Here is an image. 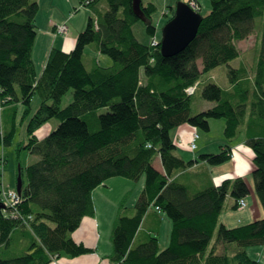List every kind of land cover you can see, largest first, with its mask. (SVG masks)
Returning a JSON list of instances; mask_svg holds the SVG:
<instances>
[{
  "label": "trees",
  "instance_id": "obj_1",
  "mask_svg": "<svg viewBox=\"0 0 264 264\" xmlns=\"http://www.w3.org/2000/svg\"><path fill=\"white\" fill-rule=\"evenodd\" d=\"M87 1L81 4L93 16L78 42L108 55L113 65L96 62L89 68L78 51L54 49L39 78L33 59L39 3L0 0V144L11 146L16 132L14 120L13 129L4 130L3 112L21 103L24 119L30 120L28 143L19 149L39 157L26 167L20 164L22 202L0 209V264H52L63 256L94 253L72 239L83 220L96 214L93 192L113 178L139 182L143 177L136 206H126L127 195L119 206L112 263L258 264L246 249L264 246V218L235 228L221 222L228 198L238 204L251 194L246 179H226L217 186L207 170H192L229 161L232 144L243 136L254 153L252 176L264 208V0H210L211 11L196 39L170 58L153 45L158 40L155 4H142L151 37L145 44L134 32L142 19L134 14L132 0ZM256 33L260 53L249 75L244 66L230 63L241 55L238 43ZM223 65L229 67L230 86L209 82L203 97L214 106L192 114L203 77ZM192 86L197 90L190 95ZM70 91L73 101L62 108ZM36 96L41 103L33 114ZM221 119L227 144L219 153L196 160L178 153L174 130L189 125L209 132L211 120ZM55 120L58 127L40 140L37 132ZM159 158L163 172L155 167ZM3 185L1 173L0 200ZM151 208L172 223L165 249L156 230H142ZM231 244L237 245L234 253Z\"/></svg>",
  "mask_w": 264,
  "mask_h": 264
},
{
  "label": "crops",
  "instance_id": "obj_2",
  "mask_svg": "<svg viewBox=\"0 0 264 264\" xmlns=\"http://www.w3.org/2000/svg\"><path fill=\"white\" fill-rule=\"evenodd\" d=\"M39 3V13L36 20L37 25V39L33 48V59L36 65L37 75L39 78L42 77L46 69L49 56L54 49H59L64 52H76L78 51L80 56H83L89 68H93L95 63L101 65L102 59H100V52L96 51L94 46L80 45L78 42V36L83 32L88 24L89 18L88 15H73V10L77 9L79 3H82V0H37ZM191 0H143L145 5L153 3L157 7V13L159 17H154L153 22L157 27L155 37L160 41L162 36V30L165 25L174 17L177 11V7L181 3L190 4ZM199 5V13L205 17L211 11V6L208 7L207 13L204 11V4H208L210 0H196ZM155 20L157 22H155ZM67 24L68 33L66 35L56 34L54 31L57 25ZM151 41V39H150ZM145 43V42H143ZM149 42L145 43L148 44ZM91 50V51H90ZM107 63V62H106ZM111 67L112 65L108 64ZM106 67V66H105ZM212 106V104L208 105ZM57 121H51L43 128L37 132V137L40 140L46 138L52 131L58 127ZM211 125V123H210ZM182 126L173 132H177L179 135L173 140L178 146V142L181 139V136H184L191 139L192 135L196 133L194 130L190 129L191 127ZM172 132V134H173ZM224 146L222 144L220 148ZM245 142H242L236 146V142L232 144L233 147V157L237 160L239 166V160L241 152L243 154H251L245 148ZM179 149V148H178ZM204 153L208 152V146L204 148ZM6 154V153H5ZM201 154V155H202ZM32 156V155H31ZM7 157V156H6ZM198 159V158H196ZM193 159V160H196ZM254 159V158H253ZM39 160V157H36V161ZM157 163L161 167L157 166ZM246 172L251 174V165L247 162ZM30 165V163L28 164ZM27 165V166H28ZM8 166V160H7ZM155 167L163 172V166L161 159L155 161ZM207 170L210 173V176L215 185H220L226 179H234L237 177L245 178L246 173L243 170H238L233 173H229L231 177L219 176L218 167L207 166L206 164H201L195 167L192 171L195 172L199 169ZM215 176V178L213 177ZM226 176V175H225ZM224 177V178H223ZM117 178L110 179L109 182H115L116 184H121ZM141 181V180H140ZM10 185V184H9ZM11 186V185H10ZM105 189L97 193L98 188L93 192V200L96 208V214L94 217H87L83 220L81 226L73 233L72 239L77 242L84 244L89 248L95 249L94 253L83 255L77 258H69L63 256L62 258L55 259L52 264H114L110 260V256L113 253V244H112V230L117 217L119 206L126 196V193L115 194L110 189V186L107 184L103 185ZM16 189V188H13ZM246 202V200H245ZM236 207V208H235ZM225 214V215H224ZM221 216V222L228 228H235L238 226L250 224L258 219H262L264 211L257 204L253 203L250 207L246 202V207L244 209L238 208L237 202L231 198L227 206V211ZM146 225L142 227V230L146 229L156 230L160 239L161 248L165 249L170 243V236L172 225L168 224L167 231L163 234V224L165 222V216L159 214L156 209L151 208L148 212L146 218ZM246 223V224H241ZM233 226V227H230ZM164 237V238H163ZM222 248V247H221ZM258 263L264 264V259H259Z\"/></svg>",
  "mask_w": 264,
  "mask_h": 264
},
{
  "label": "rangeland",
  "instance_id": "obj_3",
  "mask_svg": "<svg viewBox=\"0 0 264 264\" xmlns=\"http://www.w3.org/2000/svg\"><path fill=\"white\" fill-rule=\"evenodd\" d=\"M203 6H204L203 12L207 13L208 7L211 6L210 1H209V6L208 4H204ZM74 14L79 15V16L88 15L89 17V16H93V11L91 10V8H86L81 3H79V5L77 6V9L73 10V15ZM154 17L155 18L159 17V15H155ZM262 21L264 22V17ZM155 22L157 21L155 20ZM134 32H135L136 37H138V39L141 42H145V43L150 42L151 37L146 32V25L143 20L141 22H138L135 25ZM162 33H163V30H162ZM257 35L258 33L251 36L247 40H244L238 43V47L240 49L241 55L239 56L238 59L230 63L231 66L235 68L244 66L248 70L249 75H253L252 69H255L258 64V57H259L260 49H259V46H256L257 41H258ZM160 38L162 39V36ZM99 57L100 59H102L101 66L107 67L109 66L108 64L110 65L113 64L112 58L109 57L108 55L100 54ZM228 71H229V67L227 65H223L215 69L214 71L206 74L203 77L202 85L199 88L193 100V108H192L193 113L192 114L196 115L214 106L215 103L206 101L204 99L203 97L204 88L209 82H212V83H216L223 89H227L230 86ZM72 101H73V91H70L67 94V96H65L63 99L62 108H65L66 106H68ZM40 103L41 101H40L39 96H36L33 100V111H32L33 114L39 108ZM210 104H212V106H208ZM25 110H26L25 106L19 103L16 106H11V108L7 107L5 111L3 112L4 130L6 131L12 130L13 124H14L13 120L16 122V127H15L16 132H15V138L13 140V144L11 146H6V147L0 144V155L3 152H5L7 159H8V166H6L4 170H0V175H1V172L3 174L4 188L6 190L7 188H11V189L17 188L20 164L26 167L29 163L33 164L37 162L36 156H31L28 151L26 150L21 151L19 149L22 143H25V144L28 143L27 127L29 125L30 118L24 119ZM16 111H17V115L15 113ZM186 127H191L190 129L194 130L200 136V139L197 142L198 148L197 150H194V151L191 150L189 147V143L191 139L187 137L184 138V136H181L180 141H177L178 148H179L178 153L186 160H193V159L198 158L203 152H205L203 150H205L204 148L206 146H208V150H209L208 152H211V154H217L220 152V146L222 144L224 145L227 144L226 138L224 136V131L226 127V121L224 119L211 120V131L209 132H205L197 127L194 128L189 125H187ZM178 135L179 134L177 132H173L172 137L176 138ZM242 142H244L243 136H241V138L236 142V146ZM245 148L251 154H243V152H241V155H240L241 159L239 160L240 161L239 166H238L237 160L235 158H231L229 161L223 164H219L215 166L212 165L211 167L219 168V171H218V174H220L219 176L231 177L228 174L236 172L237 169L238 170L244 169V171L246 172L247 165H248L247 162H249L251 165V174L247 172L244 174H245V179L250 186L251 194L247 198H245V200L249 204L250 207L253 205V203H257L264 211V208L261 205L257 197L255 184H254V180L252 176V172L254 168V163H253L254 153L252 149L248 147L247 145L245 146ZM20 151H21V154L19 155ZM157 166L161 167L159 163H157ZM201 169H199V171ZM202 171L204 170L202 169L200 172ZM213 177L215 178V176ZM117 179L118 180H115V181H119L121 184L118 185L115 182H111V183L109 182L108 184L107 182L106 183L107 186H110V189L115 194L119 195V193H126L128 197L126 201V206L128 208H134L144 189L145 181H146L145 177H143L141 181L139 182H134L127 178H117ZM195 179L197 181L200 180L198 178H195ZM103 189H105V186L104 187L100 186L97 190V193H100V191H102ZM229 200H231V198H228L227 203H226V208L223 214L227 211ZM261 218H264V214H263V217ZM167 223L172 225L169 218L165 216V222L163 224V234H165V231H167V227H168ZM241 224H246V223H241ZM230 227H233V226H230ZM213 244H214V241H213ZM236 249H237L236 244L230 245V253H234ZM246 251L249 257L256 262L259 259H262V258L264 259V246H251V247H248Z\"/></svg>",
  "mask_w": 264,
  "mask_h": 264
},
{
  "label": "water",
  "instance_id": "obj_4",
  "mask_svg": "<svg viewBox=\"0 0 264 264\" xmlns=\"http://www.w3.org/2000/svg\"><path fill=\"white\" fill-rule=\"evenodd\" d=\"M132 4L134 14L143 20V0H132ZM202 21L203 16L190 4H179L175 16L163 28L160 42L162 55L166 58H170L185 51L196 39ZM16 190L22 195V173L18 176ZM4 208L5 205L0 200V209Z\"/></svg>",
  "mask_w": 264,
  "mask_h": 264
},
{
  "label": "built area",
  "instance_id": "obj_5",
  "mask_svg": "<svg viewBox=\"0 0 264 264\" xmlns=\"http://www.w3.org/2000/svg\"><path fill=\"white\" fill-rule=\"evenodd\" d=\"M91 2V0L87 1V4H89ZM190 5L196 10L198 11L199 5L197 3L196 0H191L190 1ZM56 34H61V35H66L68 33V26L67 24H61V25H57L55 31ZM153 45L154 46H158L160 45V42L158 40H154L153 41ZM197 90V86H192L190 88L187 89V93H189L190 95H193ZM200 139V136L197 133H194L191 137L190 143H189V147L191 150H197L198 146H197V142ZM6 155L5 152H3L0 155V170H4L6 167ZM2 173V172H1ZM1 201L3 202V204L5 205V207H9L11 209L16 208L21 202V195L17 192L16 189H11V188H7V190L4 188L3 185V191L1 194ZM238 206L239 209H244L246 207V202L245 200H241L238 202ZM14 214V212H13ZM258 264H262V263H258Z\"/></svg>",
  "mask_w": 264,
  "mask_h": 264
},
{
  "label": "bare ground",
  "instance_id": "obj_6",
  "mask_svg": "<svg viewBox=\"0 0 264 264\" xmlns=\"http://www.w3.org/2000/svg\"><path fill=\"white\" fill-rule=\"evenodd\" d=\"M6 250V249H5Z\"/></svg>",
  "mask_w": 264,
  "mask_h": 264
}]
</instances>
